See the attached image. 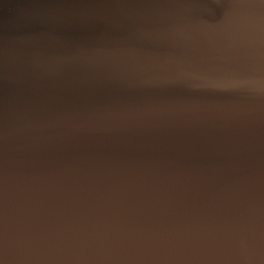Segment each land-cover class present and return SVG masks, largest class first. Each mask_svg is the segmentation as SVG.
Returning a JSON list of instances; mask_svg holds the SVG:
<instances>
[{
  "label": "water",
  "instance_id": "95a60500",
  "mask_svg": "<svg viewBox=\"0 0 264 264\" xmlns=\"http://www.w3.org/2000/svg\"><path fill=\"white\" fill-rule=\"evenodd\" d=\"M0 264H264V0H0Z\"/></svg>",
  "mask_w": 264,
  "mask_h": 264
}]
</instances>
